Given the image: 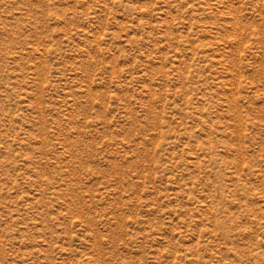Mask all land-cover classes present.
I'll return each mask as SVG.
<instances>
[{
  "label": "rangeland",
  "instance_id": "1",
  "mask_svg": "<svg viewBox=\"0 0 264 264\" xmlns=\"http://www.w3.org/2000/svg\"><path fill=\"white\" fill-rule=\"evenodd\" d=\"M0 264H264V0H0Z\"/></svg>",
  "mask_w": 264,
  "mask_h": 264
}]
</instances>
